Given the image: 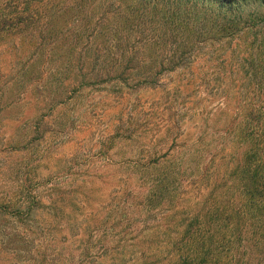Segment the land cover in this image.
Returning <instances> with one entry per match:
<instances>
[{"label":"rangeland","instance_id":"374dc122","mask_svg":"<svg viewBox=\"0 0 264 264\" xmlns=\"http://www.w3.org/2000/svg\"><path fill=\"white\" fill-rule=\"evenodd\" d=\"M232 9L243 23L260 21L264 0H244ZM250 41L264 42V31L255 28ZM235 43L217 61L209 56L213 49L205 45L202 56L189 68L167 74L154 89L134 91L122 84L81 90L79 77L90 76L92 62L81 72L77 69L80 76L65 71L63 82L58 83L52 75L58 70L43 66L42 59L30 64L19 40L0 45V264H60L78 259L89 233L93 235L87 245L93 247L91 260L80 259L77 264H142L136 252L112 251L103 258L99 241L107 227L121 229L117 225L124 192L133 197L130 214L140 215L134 198L143 196L146 186L137 177L141 167L133 166L142 155L152 156L157 142L164 143L168 161L190 155L194 160L176 196L179 211L219 185V169L222 175L232 169V136L226 140L219 127L237 113L240 94L256 87L249 81L254 70L246 55L233 57ZM237 62L250 76L239 74ZM68 86L78 93L63 102L70 97L61 96ZM253 96L244 98L248 109ZM51 105L53 112H49ZM102 151L112 161L101 158ZM199 167L201 174H194ZM83 200L89 205L83 206L79 202ZM161 216L140 215L145 224L132 234L138 237L154 225L157 228ZM163 226H159L161 234H165ZM130 241L128 247L135 240ZM107 245L121 247L118 240ZM166 255L163 251L158 259L166 261Z\"/></svg>","mask_w":264,"mask_h":264},{"label":"trees","instance_id":"16d2710c","mask_svg":"<svg viewBox=\"0 0 264 264\" xmlns=\"http://www.w3.org/2000/svg\"><path fill=\"white\" fill-rule=\"evenodd\" d=\"M243 1L0 0V45L19 40L30 64L42 59L43 66L58 70L52 74L58 83L63 82L65 71L71 77L74 73L80 76L77 69L81 72L92 62L90 76L79 77L81 90L109 84H122L131 91L154 89L167 74L189 68L202 56L205 45L213 49L209 56L217 61L238 42L233 57L246 55L248 66L254 70L249 81L255 89L240 94L237 113L219 127L226 140L232 136L233 167L229 173L222 175L219 169V185L179 211L176 196L194 160L190 155L168 161L164 143L157 142L158 150L150 157L142 155L133 168L141 167L137 177L146 186L143 196L134 198L135 208L144 217L159 213V224L138 237L133 235L132 231H140L145 223L140 215L130 214L133 199L129 198L133 197L124 192L121 223L117 225L121 229L107 227L99 241L103 258L118 251L136 252L142 264H264V42L250 41L255 28L264 31V17L252 19V26L243 23L232 9ZM59 63L63 67H58ZM233 66L230 63V74ZM237 66L239 74L250 76L244 66L238 62ZM69 87L61 93L70 94L63 102L78 93ZM250 94L254 96L248 109L244 98ZM53 111L51 105L49 112ZM101 158L112 161L107 151H102ZM194 174H201V167ZM79 202L89 205L86 200ZM82 205H78L81 210ZM135 225L139 230L133 228ZM161 225L165 234L159 232ZM133 239L132 247H128V240ZM114 240L121 247H106ZM92 241L91 233L85 235L86 248L78 259L71 257L60 264L90 261L93 247L87 245ZM163 251L166 261L158 259Z\"/></svg>","mask_w":264,"mask_h":264}]
</instances>
